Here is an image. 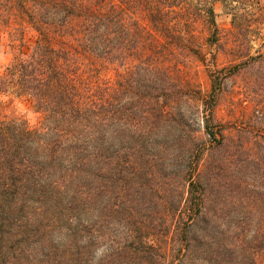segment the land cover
<instances>
[{
    "label": "trees",
    "instance_id": "obj_1",
    "mask_svg": "<svg viewBox=\"0 0 264 264\" xmlns=\"http://www.w3.org/2000/svg\"><path fill=\"white\" fill-rule=\"evenodd\" d=\"M28 29L0 68V264H264L260 0H0L12 47Z\"/></svg>",
    "mask_w": 264,
    "mask_h": 264
},
{
    "label": "rangeland",
    "instance_id": "obj_2",
    "mask_svg": "<svg viewBox=\"0 0 264 264\" xmlns=\"http://www.w3.org/2000/svg\"><path fill=\"white\" fill-rule=\"evenodd\" d=\"M262 5H264V0H260ZM214 10L216 14V23L217 26L221 30H225L229 27L230 18L229 15L224 11L222 5L220 3L214 4ZM35 39V33L33 30L28 29L25 32L24 38L21 42V44L18 47H12L10 44V40L8 38V35L6 32L0 33V68L6 65L15 54L20 52H27L30 46L32 45L33 41ZM200 78H191L192 81L199 84L202 90H205L207 87L208 78H205L202 72L199 73ZM220 106L218 110V114L222 116L223 118H229V113L227 112V109L229 108L231 102H229L227 99L221 98L220 100ZM19 111L23 113L26 117V119L29 121L30 124L35 123L36 121V115L33 114L30 111L26 110V107L23 105L19 106Z\"/></svg>",
    "mask_w": 264,
    "mask_h": 264
}]
</instances>
